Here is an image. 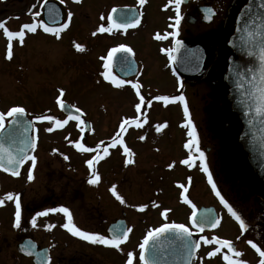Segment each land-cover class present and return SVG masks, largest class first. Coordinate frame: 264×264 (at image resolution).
Instances as JSON below:
<instances>
[{"label": "flooded vegetation", "instance_id": "1", "mask_svg": "<svg viewBox=\"0 0 264 264\" xmlns=\"http://www.w3.org/2000/svg\"><path fill=\"white\" fill-rule=\"evenodd\" d=\"M236 1L182 0L181 20L174 28L176 7L174 2L170 3V0H145L143 4H140L139 0H4L1 6L7 16L0 18V22H18L17 31L23 24L34 21L36 23L43 21L53 29H61L62 25H68L59 32V37L53 32H44L39 27L34 33L26 32L24 40L31 39V42L27 41L23 47L31 45L29 49L32 50L34 48L37 50L42 45L51 47L57 44L55 42L63 41L67 35L71 36V40H77L78 36H82V26L86 29L94 26L90 31V38H95L97 42L111 35L109 33L116 35L115 38L113 36L109 38L116 40L118 37L119 42L109 45L110 42L107 41L108 45L94 53L97 54V81L102 87L114 90L125 88L129 94L128 101L132 104L129 114L119 115L112 124V129L108 130L111 131L110 134L103 136L102 131L99 132L94 128L92 119L86 112L80 110L82 118L71 120L59 111L57 102L52 103L53 108L42 115L68 120L67 124L58 127L54 121L36 120V117L41 116L39 113L41 106L31 103L30 109H27L23 102L15 105L4 103V91L8 88L6 89L4 83L0 84L2 90L0 93L3 94L0 97V112L6 113L12 106L24 107L26 119L32 122L30 141L33 136L37 139L34 150L27 147L28 154L37 157L32 181L27 180V170L31 167V161H26L20 166L19 176H12L0 170V180L4 181H0V199H4L8 192L19 194L22 208L19 228L14 227V200L5 199L4 209H0V229L3 232L0 238V257L4 259V264L12 260L16 261L15 264H93V255L89 252L94 249L100 251L104 246L93 245L72 236L60 226L65 222L62 213H49L45 217H38L36 225H32L31 219L37 211L60 206L69 208L74 223L82 230L107 236L106 230L109 225L123 221L124 227L133 231L136 227V221L131 222L133 216L142 214L146 217L148 231L164 223L184 224L192 231L191 238L194 242L198 241L200 236L208 239L215 236L231 241L235 250L241 252L240 257H235L228 253L227 248H221L219 253L209 257L207 254L220 245L204 244L201 241L200 248L194 251L191 264H226L223 259L225 254L232 256L233 259H240L245 264H259L261 257L248 241L251 240L264 250V195L244 174L240 156L232 145L235 126L222 104V87L219 81L225 46L223 33L228 27L229 17ZM152 2L156 4L160 25V27L154 26V31L148 30V25L153 26L156 22L146 13L144 14ZM67 4H70L69 7ZM71 6L78 7L77 11ZM113 9L124 11L133 9L131 15L138 14L140 23L128 29L114 28L111 32H97L101 25L108 26L107 17ZM36 12L39 13L38 17L33 15ZM73 12H82L84 24L77 21ZM69 13H71L70 18ZM122 14V12L113 13L114 17ZM45 15L49 21L46 20ZM57 15L60 17L57 18ZM73 26L78 27L76 31H71ZM93 32H96V35H93ZM173 32L176 33L175 36L171 35ZM157 35H160L161 39H157ZM128 38H138L139 41L134 42L139 43L141 47L140 53L132 49L133 54L129 57L132 68L125 73L124 68L115 61L116 69H114L113 60L110 71L118 79L138 83L141 86L140 95L145 97L146 102L141 105L139 113L135 109V104L139 102L137 89H134L131 83L117 87L110 81H105L100 75L104 71L105 63L101 57H106L111 48L121 44L130 47L125 43ZM176 41L179 43L177 44ZM1 45L0 52L3 56L0 55V64H4V41ZM143 45H145L144 51ZM171 49L176 51L172 52L174 59L170 61L168 53ZM25 52L26 50L23 54ZM92 52L94 49L90 52L84 49L81 52L87 64L88 55ZM121 55L125 54H116V56ZM144 57L148 58L147 65ZM153 79V84L160 89L156 90L148 86L147 81ZM157 80L159 83H156ZM158 95L169 97L182 95L184 103L177 100L165 104L163 101L153 99ZM148 100L152 101L150 105L147 103ZM185 104L188 106L189 119L195 128L197 143L204 152L205 163L213 183L243 219L245 223L243 232L239 222L212 191V185L208 183V175L200 167L199 154L195 152L197 145H193L191 149L184 147L191 139L188 136L189 129L185 127L187 123L184 117ZM170 108H174L172 113L168 112ZM10 119L6 117L5 126L0 131H4ZM124 119L138 120L142 127L137 128L135 123H129L121 131L120 123ZM157 125L164 127L157 131ZM49 127H52L53 131L45 130ZM85 127L88 131L83 133ZM67 130L71 131L67 136L69 141L65 145L58 144L57 135ZM141 136L145 138L141 140L139 138ZM113 137L122 139L124 145L117 144L116 147H111ZM77 142L91 148L103 142L102 147L109 149V154L93 165L92 170L100 176L97 184L87 183L92 177L86 164V160L97 153L79 151L75 146ZM124 147H128L132 155H126L123 151ZM99 154L103 155V152ZM190 154L193 156L191 166L180 163ZM64 156L68 159L65 160ZM126 160H132L133 163L126 164ZM173 162L174 167L170 169L168 164ZM126 173L130 176L124 177ZM138 176L142 180H138ZM138 182H141V186ZM113 185L116 186L117 194L125 200V203L121 204L112 195L109 189ZM201 191L203 200L199 199ZM182 192L196 206L197 220L205 215L209 217L214 215L220 219L216 228L206 226L201 232L193 226V221L190 220L192 207L184 202ZM141 206H143L142 210ZM186 208L190 211L189 216L185 214ZM105 216L111 217L106 225ZM152 221L157 223L152 224ZM46 225L54 227L48 228ZM9 237L10 241H8ZM26 240L32 243V248L29 249L32 256H26L18 250V245ZM124 244H130L134 248L132 264H142L140 245L138 253L131 237L124 240L119 247ZM8 248L11 250L8 253L10 257L2 256L7 253L4 251ZM90 249L93 250L89 251ZM127 259L124 256L123 261L117 264H126Z\"/></svg>", "mask_w": 264, "mask_h": 264}, {"label": "rangeland", "instance_id": "2", "mask_svg": "<svg viewBox=\"0 0 264 264\" xmlns=\"http://www.w3.org/2000/svg\"><path fill=\"white\" fill-rule=\"evenodd\" d=\"M4 0H0V18L6 17V12L4 8L2 9L1 4ZM4 4V3H3ZM70 4H67L69 7ZM4 7V5H3ZM74 11H77L78 7L71 6ZM76 14L77 21L84 24L82 20V12H73ZM152 21L156 23L153 26L148 25V30L154 31L155 27H160L159 16L156 11V4L152 2L151 5L144 11ZM5 27L10 31H17L16 27L18 22L6 21ZM21 25V20H19ZM77 26H73L71 31H76ZM90 29L84 28L82 26L81 35L78 36L77 40H71V36L67 35L66 38L61 42H55L51 47L40 46L37 50L35 48L29 49L31 46L23 47L27 41L31 42V39H25L22 44L19 38H13L12 40V57L9 59L7 57L9 40L4 34L3 29H0V49L2 48L1 43L4 41V64H0V84L4 83L7 91H4V103L17 104L23 102L27 109H30L29 104L36 103L40 105V114H44L48 109L53 108L52 103L57 102V98L66 101V104L73 106L74 108H79L82 112H86L88 117L92 119L94 128L101 132L103 136L109 135L112 129V124L117 120L118 116L121 114H129L131 111V105L128 99V92L125 88H119L114 90L109 87L99 86L97 81V62L95 51L102 49L107 43L109 45H114L116 41L119 42L118 37L116 40L110 39V36L115 38L116 35L109 33L111 35L106 36L95 41V38H90ZM79 34V31H78ZM82 38V39H81ZM108 41V42H107ZM139 41L138 38H128L125 43H127L131 49L136 53H140L141 47L139 43L134 42ZM79 43L83 46V50L87 49V52L93 51L92 54L88 55V64L83 58L82 51H78L75 48V44ZM86 45V46H85ZM145 45H143L144 51ZM26 50L25 54L23 51ZM1 57L3 56L0 52ZM145 63L147 65L148 58H145ZM162 80V78H161ZM148 86L153 89H160L157 85H154V79L150 82L147 81ZM156 83H159L157 80ZM63 90L64 95L60 96V90ZM2 91V90H0ZM0 93V97H1ZM174 108H170L168 111L172 113ZM57 113L58 110H56ZM38 113L36 114V116ZM71 134L70 130L60 133L56 137V141L60 145H65L67 141V136ZM70 143V142H69ZM130 176L129 173L123 175ZM141 178V177H140ZM138 176V180L140 179ZM1 182H4L0 180ZM141 182L138 185L141 186ZM35 186V185H34ZM204 196L201 194L199 196L200 200H203ZM4 204V203H3ZM0 206V209H4V205ZM190 211L186 208L185 214L189 216ZM110 216H105V225L110 220ZM146 217L141 215L133 216L131 222L136 221V227L129 233V237L137 246V252L139 253V245L143 242L144 237L147 235L148 230L146 228L145 220ZM157 221H152V224H156ZM3 232L0 229V238ZM128 237V239H129ZM11 238H8L10 241ZM93 249H90L91 251ZM4 251V249H3ZM6 254L2 256L10 257L8 253L11 250L5 249ZM131 252L134 257V248L128 245H121V247L115 248L111 246H104L98 249H94L89 254L93 255V264H117L122 262L124 256L128 258V253ZM138 256V254H137ZM16 261H9L8 264H15ZM0 264H4V259L0 257Z\"/></svg>", "mask_w": 264, "mask_h": 264}, {"label": "snow or ice", "instance_id": "3", "mask_svg": "<svg viewBox=\"0 0 264 264\" xmlns=\"http://www.w3.org/2000/svg\"><path fill=\"white\" fill-rule=\"evenodd\" d=\"M144 2H145V0H139L140 4H143ZM173 2H174L175 7H176V16H175L176 23L173 25V27L175 28L177 25H179L180 20H181L180 5L182 3V0H170V3H173ZM259 7L261 9H264V3H261L259 5ZM244 11L247 13V12H250L251 9L249 8L248 5H245ZM116 12H122L123 14H122V16L114 17L113 13H116ZM132 12H133V9H128L126 11L121 10V9H113L112 13H110L107 17L108 26L105 27V26L101 25L97 29V32L104 33V32H111L114 28L115 29H128L129 27H135L136 25H138L140 23V19H139L138 14L131 15ZM33 15L38 17L39 13L36 12ZM68 16L70 18L71 13H69ZM205 18L207 19L210 17H205ZM101 19H103V17H101ZM248 22L249 21L246 20L245 24H247ZM38 27L42 28L44 30V32H53L57 37H59V32L63 28H67L68 25L67 24L62 25L61 29H53V28L48 27L43 21H40L39 23H36L34 21L31 23L23 24L19 31H10L7 27H5L4 22H0V29H3L4 34L7 36L8 40H9L8 53H7V57L9 59H11V57H12V40H13V38H19V41L21 43H23L25 33L26 32L34 33L37 31ZM92 34L96 35V32H93ZM171 35L175 36L176 33L173 32V33H171ZM156 38L161 39L160 35H157ZM176 43L178 44L179 41H176ZM74 46L78 51L83 50V46L79 43H76ZM173 51H176V49H171V50H169V53H168L170 61L174 59V57L172 55ZM117 53H122L125 55L116 56ZM132 54H133V50L130 47H127L126 45H123V44H121L117 47L111 48L108 51L106 57H101V59L104 60L105 63L103 64L104 71H102L100 73V75L103 77V79L105 81H110L112 84H114L117 87H121L125 83H131L132 87L134 89H137L136 94L139 97V102L135 104V109H136V112L139 113L141 111V105L146 102L145 97L140 95L139 89L141 86L138 83H132L131 81H128V80L118 79L117 76L113 75L112 72L110 71L112 64H113L114 57H115L116 62L119 63L124 68L125 73H127L128 70L132 68V62L129 59V57ZM259 60H260V64H261L260 87L256 89V91L259 94L258 95L259 103L256 107V112L258 114L264 113V47H261V49H260ZM63 95H64V92L61 89L60 90V96H63ZM153 99H155L156 101H163L165 104L169 103L170 101L174 102L177 100H179L182 104L184 103V97L182 95L181 96H172V97H169L167 95H158V96H155ZM151 102H152L151 100L147 101V103L149 105L151 104ZM57 103L60 104V106L65 109V111L70 113V111H71L70 107L68 105H65L63 103V101L59 99V97L57 98ZM76 112L79 113L80 109L77 108ZM25 115H26V110L22 106H12L7 110L6 113L0 112V129H2L5 126L6 117L12 118L9 121V123L19 124L20 118L24 117ZM184 117H185V120L187 121L185 127H187L189 129L188 136L191 138L184 145V147L191 149V147L193 145H197L195 148V152L199 154L200 167L203 170V172L208 175V183L210 185H212V191L219 198L220 203L223 204L224 207L228 210V212L236 219V221L239 222L240 228L243 232V229L245 228V223H244L243 219L229 205V203L225 200V198L217 190L216 185L213 183L212 176L209 173L208 167L205 163L204 152L201 151L200 147L198 146L195 128L192 125L191 120L189 119V111H188V106L186 104L184 106ZM35 119L39 120V121H54L55 125L58 127H63L65 124L68 123V120H59V119H56L52 115H41V116L36 117ZM69 119H78V117H73L72 115H69ZM24 123L27 125H30L32 122L31 121H24ZM129 123H135V126L137 128L142 127V125L139 123L138 120L129 121L127 119H124L120 123V130L123 131L125 129V126ZM161 127H164V125H157L156 130L160 131ZM45 130L48 132H51V131H53V128L49 127V128H46ZM34 131H35V129H34ZM139 138L141 140H143L145 137L141 136ZM117 144H120L123 146L124 141L122 139H119L118 137H113L111 147H116ZM102 145H103V142H100L99 144H97L95 146V148L85 147L83 144H81L79 142H77L75 145L76 148L81 152H89V153L96 152L97 153L96 155H93L90 159L86 160V164L91 171V177H92V178L88 179V181H87V183L90 185L97 184L100 180V176L97 174V172L95 170H92L93 165L96 164L98 161L102 160L105 156H107L109 154L108 147H102ZM36 146H37V139L35 136H33V138L30 141L29 147L34 150L36 148ZM4 151H6V150L0 149V152H4ZM53 151L55 152L56 150L54 149ZM101 151L103 152V155L99 154ZM123 151L128 156L132 155V153L128 147H124ZM63 158L65 160L68 159L67 156H64ZM192 160H193V156L190 154L186 159L180 161V163L191 166ZM26 161H31V167H29L27 170V180L32 181L34 179L33 171H34V168L37 164V157L35 155H29L28 151L24 148H21L19 154L15 155V156L12 155L11 153H7L6 156L0 155V169H3L5 172H10L12 176H19L20 175V166L25 164ZM125 163L131 164V163H133V161L132 160H126ZM168 167L170 169L173 168L174 162L169 163ZM180 186L183 187V185H180ZM109 190L111 191L112 195L117 200L120 201L121 204L125 203V200L120 195L117 194L115 185H113ZM184 191L186 192L187 189L185 188ZM181 196L183 197L184 202L190 204L192 207V215L190 217V220L193 221L194 227H196L201 232L204 230V228L206 226H210L211 228L217 227V225L220 223V219L218 217H209V216L205 215V216L201 217L199 220H197L196 219V217H197L196 206L194 204H192V202L187 198V196H184L183 192L181 193ZM5 199L8 201L14 200V202H15L14 227L19 228L21 226V219H22V208H21L20 196H19V194H13L12 192H8L5 194L4 199H0V205H2L5 202ZM142 208H143V206H141V210H142ZM49 213H62L64 218H65V222L60 226L62 228H64L65 230H67V232H69L72 236L78 237L81 240L86 241V242L93 244V245H103V246H111V247L118 248L120 246V244L123 243V241L128 238V233L132 231L130 228L116 229L115 231L117 233H120V234H115V235H112L111 237H108V236L100 234V233L82 230L80 227H78L74 223L73 214L70 212L69 208L66 206L49 207L43 211H37L31 219L32 225L33 226L36 225L38 217H45ZM162 215H164V213H162ZM46 227L51 228L54 226L53 225H46ZM172 231H174L175 233H177L179 236H182V237L190 238L193 235L192 231H190L188 227H186L184 224H178V223H164L160 227L150 229L148 231L147 235L144 237L143 243L140 244V249H141L140 260L143 261L144 264H149V262L145 259V255H144L145 245L148 244L149 240L159 237L162 233L172 232ZM201 241L204 244L216 243V244L220 245V247H216L214 251H210L207 254L209 257L215 256L216 253H219L221 251V248H227L228 253L232 254V256H235V257L241 256V252L236 251L232 242L227 240V239H219L218 237H215V236L212 237L211 239H208L205 236H200L198 241H195L192 243V245H191L192 251H190L188 253L189 258L191 257V255L194 254L195 249L200 248ZM248 243L251 245V247L253 249L256 250V252L261 257L259 264H264V250H261V248L258 247L257 244L253 243L251 240H249ZM232 256H230L228 254H225L223 256V259H224V261H226V264H245L244 261H242L240 259H233ZM132 260H133V255L131 252H129L126 264H132Z\"/></svg>", "mask_w": 264, "mask_h": 264}, {"label": "water", "instance_id": "4", "mask_svg": "<svg viewBox=\"0 0 264 264\" xmlns=\"http://www.w3.org/2000/svg\"><path fill=\"white\" fill-rule=\"evenodd\" d=\"M261 3H264V0L236 1L228 27L223 33L225 46L219 81L222 87V104L235 126L232 145L240 156L244 174L264 195V113L256 112L259 103L256 89L260 87L261 75L259 55L261 47H264V9L259 7ZM245 5L249 6L250 12L244 11ZM59 17L60 15H57V18ZM45 18L49 21L46 15ZM246 20L249 21L247 24ZM115 61L116 59L114 69ZM70 109L69 113L60 106L64 115L81 118L80 113L71 107ZM24 121H28L25 116L20 118L19 124L8 122L4 131L0 132V149L6 150L0 152V155L11 153L15 156L21 148L27 150L31 127ZM86 132L85 127L84 133ZM116 229H125L124 222L118 221L109 225L107 236L120 234ZM30 242L26 240L18 245L19 252L32 256L29 251L32 248ZM193 242L192 238L179 236L174 231L162 233L145 245V259L149 264H191L194 254L189 258L188 253L192 251ZM142 263L144 264L143 261Z\"/></svg>", "mask_w": 264, "mask_h": 264}]
</instances>
